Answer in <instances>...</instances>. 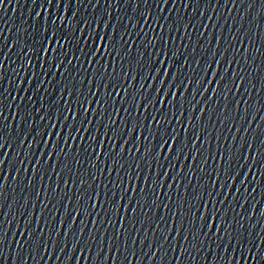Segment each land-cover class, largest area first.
I'll return each mask as SVG.
<instances>
[{
    "label": "water",
    "instance_id": "obj_1",
    "mask_svg": "<svg viewBox=\"0 0 264 264\" xmlns=\"http://www.w3.org/2000/svg\"><path fill=\"white\" fill-rule=\"evenodd\" d=\"M246 2L264 34V0H246Z\"/></svg>",
    "mask_w": 264,
    "mask_h": 264
},
{
    "label": "snow or ice",
    "instance_id": "obj_2",
    "mask_svg": "<svg viewBox=\"0 0 264 264\" xmlns=\"http://www.w3.org/2000/svg\"><path fill=\"white\" fill-rule=\"evenodd\" d=\"M166 134V133H165ZM164 143L166 144L167 143V141H164ZM173 143H175V141H173ZM183 149H181V151H182Z\"/></svg>",
    "mask_w": 264,
    "mask_h": 264
}]
</instances>
